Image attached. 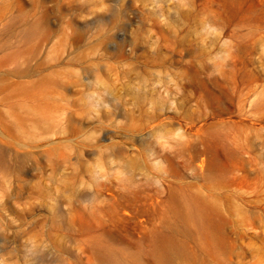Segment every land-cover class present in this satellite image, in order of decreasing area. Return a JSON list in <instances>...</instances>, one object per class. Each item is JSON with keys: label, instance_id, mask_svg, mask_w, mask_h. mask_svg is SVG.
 Here are the masks:
<instances>
[{"label": "rangeland", "instance_id": "rangeland-1", "mask_svg": "<svg viewBox=\"0 0 264 264\" xmlns=\"http://www.w3.org/2000/svg\"><path fill=\"white\" fill-rule=\"evenodd\" d=\"M0 264H264V0H0Z\"/></svg>", "mask_w": 264, "mask_h": 264}]
</instances>
